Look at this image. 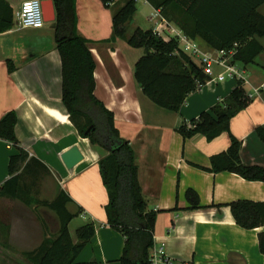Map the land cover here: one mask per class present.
Here are the masks:
<instances>
[{
	"label": "crops",
	"instance_id": "1",
	"mask_svg": "<svg viewBox=\"0 0 264 264\" xmlns=\"http://www.w3.org/2000/svg\"><path fill=\"white\" fill-rule=\"evenodd\" d=\"M4 1L11 8L13 24L0 33V119L10 111L16 113L18 147L47 170L38 179L27 177L24 182L37 186L40 200L53 201L60 192L69 196L66 208L75 217L68 229L74 241L78 228L94 224L95 236L76 264H120L124 239L106 222L108 198L98 155L82 147L86 139L78 135L61 103V61L54 22L40 29L19 28L16 14L24 0ZM75 7L78 35L88 42L96 62L94 96L112 112L120 137L131 145L147 210L156 212L154 246L165 251L171 264H264L258 243L264 229H242L228 206L237 200L264 202V182L205 170L210 168L211 157L227 151V133L212 141L202 135L183 139L178 133L182 125L222 103L236 84L227 80L190 94L178 113L158 108L134 79L129 46L124 41H110L112 12L100 0H75ZM258 12L264 16V6ZM140 24L138 20L132 28L142 29ZM256 40L262 47L252 63L257 67H243L249 77L244 90L251 96L250 102L230 120L229 129L242 143L241 163L264 167V142L257 133L264 131V61L256 60L264 57V37ZM54 110L65 116L66 122L50 114ZM74 147L83 160L67 169L61 156ZM16 153L11 143L0 140V186L10 177L9 159ZM189 189L198 195L199 209L190 208L185 197ZM2 212H9L13 221L3 215L2 220ZM45 216L52 218V225ZM59 227L53 211L0 197V249L15 250L24 263L32 264L25 255L36 251L45 238L54 237Z\"/></svg>",
	"mask_w": 264,
	"mask_h": 264
},
{
	"label": "trees",
	"instance_id": "2",
	"mask_svg": "<svg viewBox=\"0 0 264 264\" xmlns=\"http://www.w3.org/2000/svg\"><path fill=\"white\" fill-rule=\"evenodd\" d=\"M55 9L54 40L61 61V103L70 123L82 139L105 151L98 169L108 202L105 206L107 225L120 233L124 245L120 264H151L156 212L148 211L138 181L135 153L122 139L114 116L94 96L96 62L88 42L78 35L75 0H52ZM112 12L110 41H124L132 49H142L133 76L142 93L158 108L178 113L198 82L206 76L200 66L186 56L174 39L163 40L152 29L131 28L136 13L134 0H100ZM161 12L167 22L188 38L201 40L209 49H230L238 44L236 62L244 67L254 63L262 52L256 37H264V16L258 9L264 0H147ZM13 24L9 5L0 0V33ZM11 69V64H9ZM250 100L244 88L233 91L208 112H202L178 129L183 139L202 135L212 141L227 133L230 145L226 152L210 159V173L228 172L251 182H264V167L245 166L240 160L242 143L230 134V120L244 110ZM17 116L14 111L0 119V140L11 143L17 153L10 157L9 179L0 186V197L22 200L28 206L47 208L55 213L60 227L54 237L45 238L41 246L25 257L32 264H76V259L95 236V226L88 223L71 238L68 225L75 217L67 211L69 196L60 192L53 201L40 200L37 186L24 182L47 173L45 166L20 147L15 136ZM93 127L88 134L85 132ZM264 142V131H257ZM38 165V166H37ZM34 166H37V170ZM185 197L191 209H199V197L187 190ZM236 225L245 230L264 229V202L237 200L229 205ZM259 250L264 255V230L258 235Z\"/></svg>",
	"mask_w": 264,
	"mask_h": 264
},
{
	"label": "built area",
	"instance_id": "3",
	"mask_svg": "<svg viewBox=\"0 0 264 264\" xmlns=\"http://www.w3.org/2000/svg\"><path fill=\"white\" fill-rule=\"evenodd\" d=\"M134 2L136 4H148L147 0H134ZM16 18L19 28H43L46 22L44 21L41 0H24L20 5ZM149 21H156L152 31L157 37L166 41L174 39L181 51L200 66L206 79L203 83L198 82L196 84L193 93L227 80L233 81L236 86L242 88L249 85L244 66L235 60L238 44H234L230 49H204L196 41L188 38L178 28L167 22L161 12L156 9L152 11ZM257 92L258 90L255 89L254 93ZM247 97L251 96L247 95ZM186 124L190 127V123ZM149 257L151 264H171L170 257L162 248L153 246Z\"/></svg>",
	"mask_w": 264,
	"mask_h": 264
},
{
	"label": "rangeland",
	"instance_id": "4",
	"mask_svg": "<svg viewBox=\"0 0 264 264\" xmlns=\"http://www.w3.org/2000/svg\"><path fill=\"white\" fill-rule=\"evenodd\" d=\"M136 5H137V10H136V13H135V16H134L132 22L130 23L131 24V28H132V26H134V24H136V22L138 23V20H140L141 21V24H140L141 26L140 27L143 30H146L147 28H149V29L152 28L153 29L155 27L156 21H151L150 22L148 20V18L150 17V15H151V13H152V11L154 9L151 8V6L149 4L137 3ZM197 43H198V45L200 47L203 46L201 42L197 41ZM127 50H130L129 51L130 53L128 55V57L130 59L129 62H131L135 66V63L143 55V50L142 49H132V48H129V47L127 48ZM261 58H258L256 60H260V62L264 61V57H261ZM254 66L257 67V65H255V64L252 65L251 64V65L248 66V68L252 69V68H254ZM133 71H134V67H133ZM82 147L84 149H86V150H91V152L97 153V155H98L97 158L98 159H100L103 155H105V151L99 149L98 147L91 146L88 139H86V144H83ZM89 156H91V153H89ZM90 159H91V157H90ZM2 215L7 219L8 222L13 221L12 220V215L9 214V212H2L1 213V219L3 220L4 217ZM45 219L49 222V225H52V224H50L52 222V218L51 217H46ZM9 224H11V223H9ZM72 226L74 227L75 225H72ZM18 255L21 256L15 250L0 249V264H28V263H24V261H22L23 259L19 258Z\"/></svg>",
	"mask_w": 264,
	"mask_h": 264
},
{
	"label": "water",
	"instance_id": "5",
	"mask_svg": "<svg viewBox=\"0 0 264 264\" xmlns=\"http://www.w3.org/2000/svg\"><path fill=\"white\" fill-rule=\"evenodd\" d=\"M41 6L44 16V21L46 23H52L55 21V9L52 0H41ZM93 130V127H90L85 134H88ZM62 162L64 163L67 169H72L80 161L83 160V155L78 148L74 147L67 151L61 156Z\"/></svg>",
	"mask_w": 264,
	"mask_h": 264
},
{
	"label": "bare ground",
	"instance_id": "6",
	"mask_svg": "<svg viewBox=\"0 0 264 264\" xmlns=\"http://www.w3.org/2000/svg\"><path fill=\"white\" fill-rule=\"evenodd\" d=\"M49 112H50V114H52L57 120H59V121H61V122H66V117L63 116V115H61V114H59L58 112H55V110H54V111H49Z\"/></svg>",
	"mask_w": 264,
	"mask_h": 264
}]
</instances>
